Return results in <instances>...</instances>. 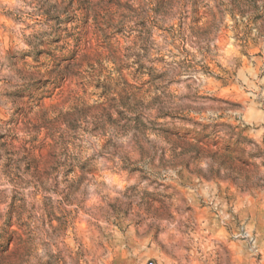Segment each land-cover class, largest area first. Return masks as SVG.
Instances as JSON below:
<instances>
[{
  "label": "clouds",
  "instance_id": "clouds-1",
  "mask_svg": "<svg viewBox=\"0 0 264 264\" xmlns=\"http://www.w3.org/2000/svg\"><path fill=\"white\" fill-rule=\"evenodd\" d=\"M131 2L104 51L65 20L82 15L75 0H0V264H107L125 240L132 264L157 228L169 264H264V0H199L215 17L195 35L193 0L155 16L156 0ZM140 20L151 34L137 38ZM237 64L242 107L214 99Z\"/></svg>",
  "mask_w": 264,
  "mask_h": 264
},
{
  "label": "rangeland",
  "instance_id": "rangeland-1",
  "mask_svg": "<svg viewBox=\"0 0 264 264\" xmlns=\"http://www.w3.org/2000/svg\"><path fill=\"white\" fill-rule=\"evenodd\" d=\"M74 0H69L67 7H72ZM75 3L78 5L77 11L82 13L80 17H76L75 15L65 17V20L68 22H74L76 19L80 20L81 25H87L88 26V37H95L99 35L100 43L97 44V47L102 48L104 51L108 50V47H112L111 40L114 36H121L123 37V34L125 32V27L122 23L118 22V15L123 16L124 13L131 12L135 13L136 9L131 2V0H97V2L94 4V0H75ZM230 3L234 7H238V0H230ZM168 6V0H156V3L153 8V14L159 15L161 12L164 11V9ZM53 7H56L53 5ZM94 7L99 8V11H95L94 13ZM184 7H188L187 4L184 5ZM107 9V11H105ZM123 9V12H120L119 10ZM204 9L206 11L201 10V6L199 4V0H193L191 4V14L190 17L188 15L184 16V19L188 20L189 23V31L195 35L194 28H198L201 26L208 15H212L215 17V13L211 11V9L208 8L207 5H204ZM67 11V8L65 9ZM217 11H222L220 7L217 8ZM45 15L47 16L48 13L46 12ZM55 19H59V17H56ZM261 19L259 16L255 18V20ZM254 20V22H255ZM107 26L110 29H114V31L111 32H105L104 27ZM139 28V32L137 33V38H140L144 35V32L147 30L149 35L151 34V30L148 29V21L147 20H140L138 21V25L133 26L132 28L128 29L129 34L135 28ZM178 28H183L182 23H178ZM159 31L163 32H169L170 39H171V29H165L162 25L158 28ZM77 36V39L79 38V34H75ZM241 42H245V37H240ZM90 42L95 43V40H91ZM224 41H221L223 43ZM75 43V41H73ZM107 45V47H105ZM220 45H217L219 47ZM123 47V45H121ZM187 52L188 49H185ZM245 56V59L247 60L248 53H242ZM189 57H192L193 53H188ZM256 57H260V53H255ZM144 66L141 65L139 68H137V72H140L141 69ZM188 67L192 68L193 63L191 60L188 63ZM243 64H237L236 70L232 73V76L229 77L228 80H224L222 76L216 77L217 80L221 82L220 87L216 90L218 92V95L214 97L215 100L222 101L229 105H236L242 107V101L246 98L247 92L243 89L246 86V82L249 81V73L242 71ZM201 71H210L209 66H205L203 69H200ZM232 77H236L237 79H232ZM229 81H231L229 83ZM75 87V86H73ZM103 96V93L101 94ZM51 106L55 107L58 103L57 98L53 97L51 98ZM19 111V109H17ZM55 115L54 113L52 114ZM15 119V113H13V116L9 118L8 123H13V120ZM18 126V125H17ZM5 137L3 135H0V140H3ZM19 137H15L14 139H18ZM32 140L36 139L35 137L31 138ZM31 142V141H29ZM32 163L29 162L28 165H26L25 170L31 171L32 170ZM37 169L39 168V164L36 165ZM16 197L13 196V205L16 202ZM50 198H44V207L47 210L48 208V201ZM113 207L114 214L116 212L115 207ZM204 206L201 205V208ZM191 211V209H188ZM125 218L127 217L128 213L127 211H124ZM54 217V218H53ZM199 220L203 221L204 217H198ZM48 224L52 227H55L58 224H61V217L54 216V213L49 216L48 218ZM63 223L67 224L68 220L67 217H64ZM248 222L245 221V224ZM113 225L117 228V232H119L121 235H123V232L120 228V226L117 224L116 221H113ZM81 227H86V225H81ZM237 228H240V236L237 237V239L240 240V243L242 244H248L250 245L252 243V239L249 238L245 232L244 228L241 226V224L237 223ZM137 239L139 240V234L136 233ZM159 236H160V229L157 228L156 231L152 234L151 238H148L147 236L144 237V240L142 244L135 246V254L132 257V264H169V261L172 259V257L169 256L168 252L165 251V246L159 242ZM256 237V232H252V238ZM235 242V240H233ZM128 241H123L125 251L122 253H118L117 255L112 256L107 264H128V257H127V251H128ZM159 250V251H157ZM186 252H189L191 256H195L196 253L192 252L190 249H185ZM226 252H230L231 249H225ZM161 255H163L166 259H161ZM264 258V255H261L260 253L257 254L256 260L259 261L260 259ZM187 259V257H186ZM193 264H196L194 261Z\"/></svg>",
  "mask_w": 264,
  "mask_h": 264
}]
</instances>
